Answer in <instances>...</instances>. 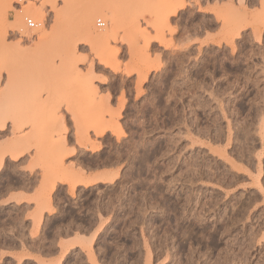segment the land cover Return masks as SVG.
<instances>
[{
  "label": "rangeland",
  "instance_id": "obj_1",
  "mask_svg": "<svg viewBox=\"0 0 264 264\" xmlns=\"http://www.w3.org/2000/svg\"><path fill=\"white\" fill-rule=\"evenodd\" d=\"M17 1L0 0V264H264L263 0Z\"/></svg>",
  "mask_w": 264,
  "mask_h": 264
},
{
  "label": "bare ground",
  "instance_id": "obj_2",
  "mask_svg": "<svg viewBox=\"0 0 264 264\" xmlns=\"http://www.w3.org/2000/svg\"><path fill=\"white\" fill-rule=\"evenodd\" d=\"M182 1V0H181ZM180 1V2H181ZM179 2V3H180ZM243 2V1H242ZM241 2V3H242ZM263 2H264V0H263ZM176 3V2H175ZM183 3H184V1H183ZM183 3H180V4H182V5H184ZM238 3V2H237ZM240 2L238 3V4H241ZM244 3V2H243ZM244 4H246V3H244ZM244 4H243V7H246V6H244ZM179 5V4H178ZM242 5V4H241ZM247 5V4H246ZM180 6V5H179ZM179 6H177V3H176V6L173 8V11H172V15H175L178 11H179V9H180V7ZM235 6V5H234ZM229 7H230V10L233 12L234 11V14L233 13H230V12H228L227 11V13H229V15H231V17H234V18H236L235 19V21L237 22H239L240 20H243V21H241V22H244V20H247V12H246V8H244V9H242V13H238V14H236L237 12H236V9H235V7H233V4L232 3H230L229 4ZM229 7H228V9H229ZM242 7V8H243ZM182 8V7H181ZM245 10V11H244ZM234 15V16H233ZM236 16V17H235ZM167 19V18H166ZM167 22H168V20H166ZM235 21H234V23H235ZM248 21V20H247ZM232 23V22H231ZM230 23V24H231ZM234 23H232V24H234ZM240 23V22H239ZM239 23H237L236 25H234V26H236V27H225L226 29L223 31V29L221 30V32H220V35L222 36V34L223 35H225L224 36V38L226 39V41H228V43H230L231 45H233L232 44V42H233V40H234V38H237L238 36H239V33H240V30L241 29H243L242 28V25H241V28H240V26L238 25ZM229 24V23H228ZM229 24V25H230ZM248 24V23H247ZM227 25V24H226ZM226 25H224V26H226ZM224 26H223V28H224ZM228 26V25H227ZM238 26H239V28H238ZM243 26H245V25H243ZM174 30V29H173ZM254 30H256V29H254ZM257 31V30H256ZM257 33V32H256ZM258 35H259V33H257ZM256 34V35H257ZM219 36V35H218ZM210 37V36H209ZM207 38H208V36H207ZM223 38V39H224ZM213 39V38H212ZM215 39V38H214ZM216 40H217V38H216ZM207 41H208V39H207ZM215 40H213V42H214ZM149 42H150V40H149ZM206 42V39H205V41H204V43ZM217 44L216 45H218V44H220V41H215ZM214 42V43H215ZM75 46V45H74ZM147 49V48H146ZM232 49H234V47L232 48ZM209 54V53H208ZM210 55V54H209ZM157 60H159V59H157ZM217 60V59H216ZM150 62V61H149ZM181 65V64H180ZM157 67L158 68H160L161 67V63H159L158 62V64H157ZM180 68V67H179ZM205 70V69H204ZM140 71V70H139ZM138 71V72H139ZM139 77H140V75H139ZM144 77V76H143ZM142 79V78H141ZM145 79V78H144ZM140 82V81H139ZM158 90V89H157ZM154 91V90H153ZM159 91V90H158ZM159 93H161V92H159ZM158 93V94H159ZM156 94V93H155ZM158 96V95H157ZM216 96V95H215ZM104 97V96H103ZM108 97V96H107ZM101 98V97H100ZM106 98V97H105ZM102 99V98H101ZM109 99V98H108ZM167 100V99H166ZM108 101V100H107ZM122 102V101H121ZM120 102V103H121ZM166 102V101H165ZM106 104V103H105ZM121 107H122V105H121ZM123 108V107H122ZM122 108H120V110H122ZM156 109V108H155ZM119 111V110H118ZM115 113V112H114ZM119 113V112H118ZM116 114V113H115ZM118 116V114L116 115V117ZM152 116V115H151ZM112 119H113V117L112 116H110ZM118 118V117H117ZM116 118V119H117ZM114 119H115V117H114ZM58 121H60V119L58 120ZM117 121V120H116ZM114 122V123H116V127L115 128H117L119 131V133L120 132H122V130H120L121 128V126L119 125V124H117V122ZM61 123V122H60ZM3 125H4V123H2ZM2 125V126H3ZM62 125V124H61ZM65 125V124H64ZM1 126V125H0ZM246 128H248V127H245V129H244V131H242V132H245L246 131ZM242 130V129H241ZM247 130H249V129H247ZM116 131V130H115ZM251 131V130H250ZM219 132V131H218ZM237 132V131H236ZM247 132V131H246ZM249 132V131H248ZM103 133V132H102ZM113 133H115V132H113ZM220 133V132H219ZM238 133V132H237ZM241 133V132H240ZM101 134V133H100ZM123 134V133H122ZM121 133H120V135H122ZM239 134V133H238ZM246 134H248V133H246ZM245 134V135H246ZM97 135V134H96ZM115 135H117V134H115ZM243 135V134H242ZM241 135V136H242ZM218 136V135H217ZM236 136V135H235ZM249 136V135H248ZM251 136V135H250ZM117 137V136H116ZM238 137V136H237ZM243 137H244V135H243ZM246 137H247V135H246ZM236 138V137H235ZM242 138V137H241ZM246 139V138H245ZM252 139V138H251ZM250 138H249V140L248 141H250L251 140ZM244 140V139H243ZM239 141V140H238ZM245 141H247V140H245ZM244 141V142H245ZM252 141V140H251ZM242 143V142H241ZM245 143H247V142H245ZM251 144V143H250ZM245 145V144H244ZM247 145V144H246ZM251 146V145H250ZM135 147V146H134ZM243 147V146H242ZM248 147V146H247ZM243 149V148H242ZM247 149V148H246ZM135 150V149H134ZM156 150V149H155ZM157 150H158V148H157ZM237 150V149H236ZM239 148H238V154L240 153V152H242V151H240L239 152ZM245 151V150H244ZM145 152V151H144ZM248 152V151H247ZM250 152H251V150H250ZM133 153V152H132ZM152 152H150V154H151ZM142 154V152L140 153V155ZM145 154V153H144ZM147 154H149V153H147ZM149 154V155H150ZM236 154H237V152H236ZM152 155H154L153 153H152ZM240 155V154H239ZM243 155H244V153H243ZM242 155V156H243ZM246 156V155H245ZM142 157H144V155L142 156ZM156 157V156H155ZM239 157V156H238ZM2 158V157H1ZM1 158H0V161H1ZM139 158V157H138ZM153 158V157H152ZM243 158V157H242ZM248 158V157H247ZM145 159H146V157H145ZM151 159V158H150ZM134 160V159H133ZM141 161H142V159H141ZM145 161V160H144ZM153 161V160H152ZM145 163H146V161H145ZM144 163V164H145ZM149 163V162H148ZM138 164V163H137ZM0 165H1V162H0ZM148 165V164H147ZM151 166H152V164H151ZM150 166V167H151ZM139 168H140V166H138ZM144 167V166H143ZM241 169H243V168H240V170ZM69 171V170H68ZM136 171H138V170H136ZM80 173H82V172H80ZM80 173H69L68 174V177L72 180L71 182L73 183L72 184V187H75L77 184H80V185H83V186H88V185H91V184H93V183H96V182H99V183H111V182H113L114 181V179H115V177H116V175H110V174H107V173H102V174H98V175H94V176H88V177H86L85 175H83V174H80ZM133 177V176H132ZM136 177V176H135ZM134 177V178H135ZM141 178V177H140ZM138 179V178H137ZM142 179V178H141ZM62 180H60V182H61ZM142 184V183H141ZM140 184V185H141ZM54 185V184H53ZM139 185V184H138ZM53 187L54 186H51L50 187V192L52 191V189H53ZM122 187H123V185H122ZM141 188V187H140ZM143 188V187H142ZM156 188V187H155ZM157 190V189H156ZM148 191V190H147ZM50 194V193H49ZM47 199V198H46ZM154 199V198H153ZM48 200V199H47ZM166 202H167V200H166ZM164 203V202H163ZM169 204V203H168ZM167 204V205H168ZM48 205H50V204H48ZM163 205H166V203H164ZM162 206V205H161ZM165 207H167V206H165ZM173 207V206H172ZM163 208V207H162ZM169 208V207H168ZM171 208V207H170ZM168 213V212H167ZM168 218V217H167ZM213 236V235H212ZM211 238V237H210ZM212 244V243H211ZM214 244V243H213ZM213 246V245H212Z\"/></svg>",
  "mask_w": 264,
  "mask_h": 264
},
{
  "label": "built area",
  "instance_id": "obj_3",
  "mask_svg": "<svg viewBox=\"0 0 264 264\" xmlns=\"http://www.w3.org/2000/svg\"><path fill=\"white\" fill-rule=\"evenodd\" d=\"M23 3H24L23 0H18L16 5L20 6ZM25 24H26L27 28H29V29H35L37 27L36 23L32 19H30V18H26L25 19ZM97 25L99 27H103L104 26V23H102V22H100L98 20Z\"/></svg>",
  "mask_w": 264,
  "mask_h": 264
}]
</instances>
